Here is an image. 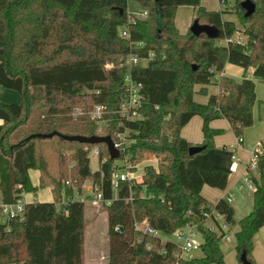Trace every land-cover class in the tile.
<instances>
[{"label":"trees","instance_id":"16d2710c","mask_svg":"<svg viewBox=\"0 0 264 264\" xmlns=\"http://www.w3.org/2000/svg\"><path fill=\"white\" fill-rule=\"evenodd\" d=\"M147 10L146 18L128 22L127 0H0V85L19 92V103L0 101V196L11 203L22 194L35 192L29 170L45 169L41 150L43 140L54 139L57 175L54 180L57 200L61 182L91 179L98 183L107 208V264H175L174 242L162 243L159 237L142 235L133 227L134 220L146 218L161 233L171 234L186 224H195L202 243L200 257L185 264H225L221 242L233 227L234 249L239 261L242 252L252 262L253 236L264 226V136L254 149L257 166L250 173L255 184L251 211L236 219L233 207L224 198L215 204L202 195L204 184L224 189L228 172L222 169L194 168L186 171L193 156L191 146L180 135V129L193 115L203 119L202 132L206 152L221 129L210 121L225 118L239 141L245 128L253 124L257 101L255 81H240L222 74L225 63L246 70L264 81V0H253L255 11L248 17L240 2L234 11L237 22L225 20L224 10H208L201 0H137ZM225 1V0H224ZM195 9L199 25L212 33L191 31L181 34L175 26L177 7ZM126 24L130 37L120 36L119 27ZM235 33L246 36V42L223 43ZM130 42L138 43L132 47ZM149 58L133 69L132 77L142 84L144 97L142 118L126 125L134 138L127 152L135 162L151 155L158 169L145 166L143 184L129 186L120 182L117 192L111 189L112 158L104 143H98V169L92 170L85 145L69 136H110L118 129L115 110L123 97V70H106L107 61H115L128 52ZM97 64L98 77H85L83 67ZM76 67L75 77L66 71ZM89 67V66H88ZM215 84L218 93L206 103L194 100V86ZM95 104L106 105L110 118L100 132L89 112ZM75 108L81 114L73 116ZM56 132L52 137H44ZM34 135V137L29 136ZM143 190L144 198L138 197ZM70 192V191H68ZM132 197L127 201V198ZM54 201L25 202L21 215L0 220V264H84L85 204L72 201L66 212ZM212 207V208H211ZM211 209L223 216L228 226L212 229L206 217ZM218 225V223H217ZM119 226V231H115ZM150 246L148 249L147 247ZM240 262V261H239Z\"/></svg>","mask_w":264,"mask_h":264},{"label":"built area","instance_id":"2783aa9c","mask_svg":"<svg viewBox=\"0 0 264 264\" xmlns=\"http://www.w3.org/2000/svg\"><path fill=\"white\" fill-rule=\"evenodd\" d=\"M224 4L225 1L220 0V5L223 6ZM146 16L147 10H143L135 15L130 14L128 22H133L137 18L143 19L146 18ZM127 27L128 26L126 24L119 27L120 36L125 39L130 37ZM228 41L244 44L246 39L244 36L236 38L231 37L224 39L223 43L226 44ZM130 45L132 47H138L141 45V43L130 42ZM151 57L152 53L149 54L148 58H143L139 56L138 53L130 51L128 54L119 57L116 62L107 61L104 64V68H106V70H123V97L117 109L115 110V113L118 116L116 122H118L119 127L113 131V136L111 137L113 146L119 151L120 154L117 158L112 159L113 162L110 185L114 194L117 192L120 182H127L130 187L136 184H143V172H138V165L140 162H135L132 159V155L127 152L128 147L134 143V138L131 137L130 133L132 132V129L126 125V122H132L142 118V108L144 101L142 84L132 77V71L135 67L142 65ZM81 113L82 112L79 108H75L73 111V116L76 117ZM89 116L94 121L98 131H102L108 125V123H110V121H113V119L109 117L110 113L104 104H95L92 110L89 112ZM84 150L88 152V155L92 154L96 156L99 164L106 161L105 157L100 159V148L98 144H92L91 146L85 145ZM232 158L236 159L234 155ZM118 159H122V166H118ZM235 163V161L232 162L231 166L229 167L230 170L233 171L235 169ZM256 166L257 154L255 150H253L248 161L246 171L242 176V182L236 184V190L240 191L246 188L249 194L254 192L255 184L251 180L250 173L255 171ZM138 197H145L143 190L138 192ZM232 198L233 193H228L224 199L230 203ZM131 199L132 197H129L127 198V201ZM72 201H77L90 206H100L110 204L111 199H105L101 186L91 179H86L82 182H78L77 180H72L69 178L63 179L61 182L60 199L55 202L56 208L62 212H66V205ZM24 204L25 202L21 199V197H17L15 201L11 203L0 202V220L2 218L8 220L21 215L24 210ZM206 217L213 220L212 225H210L212 229L217 230L218 227L221 226V228L227 230L228 226L223 221V216L218 212H215L213 209H211V214H207ZM219 220L221 223H219ZM133 227L135 231L141 236L147 235L160 238L161 232L152 226L146 218L142 220H134ZM114 230L119 231V226H115ZM173 234L178 240V242H174L177 247V252L175 254V264H185L184 261L189 260L192 257L191 252L200 249L202 238L197 231L195 224H186L185 226L176 229ZM223 238L229 240V236L226 233L224 234ZM160 240L162 243H164L161 238ZM147 248L149 249L150 246Z\"/></svg>","mask_w":264,"mask_h":264},{"label":"crops","instance_id":"0c3cea01","mask_svg":"<svg viewBox=\"0 0 264 264\" xmlns=\"http://www.w3.org/2000/svg\"><path fill=\"white\" fill-rule=\"evenodd\" d=\"M200 4L205 9L215 10V9H212L213 7H211L213 5L211 1L201 0ZM218 5H219V8L217 10H220V8L222 9L220 5V0H218ZM192 10L195 15V9L193 7H192ZM188 16L190 18V14L186 15V18ZM192 17H193V14H192ZM180 18L181 17H178V13L176 12L175 14L176 25L179 22ZM222 74L229 76L236 81H240L245 76L250 77V74L253 75V68L249 67L246 70H244L240 66H237L231 63H225ZM213 86L215 87V89H212V86L207 85L205 92L201 93L199 92L201 85H195L194 86L195 93L193 95L194 100L200 103H206L210 95L218 93V86L215 84ZM255 94H256L257 101L264 100V95L259 94V89H258L257 84H255ZM7 98H12L13 101L17 100L14 94H12L6 88L0 85V101L7 102ZM256 104L258 103H255V105ZM258 108H259V105H258ZM254 119L255 118L253 115V124L243 131L241 141H239L238 138L235 136L236 142L233 143V141H230L229 134L226 135L227 136L226 141L215 140L216 137L221 134L220 133L214 137L213 139L214 147L212 149H210L208 152H199L197 154H194L186 163L187 172L191 171L194 168L222 169L228 172V180H227V184L224 189L211 187L209 185L204 184L201 188V195L209 203L213 205L219 199L225 198V196L228 193H233V198H232V201L230 202V205L233 207L236 219H239L242 216L248 214L252 209L251 205L250 207L248 206L249 203L250 204L252 203V194H249L246 188L240 191L236 190V184L241 182L242 176L246 171L247 164L250 159L251 153L253 152V150L259 143V141L264 136V122L262 121L255 122ZM202 124H203L202 117L200 115H193L187 121V123L181 127L180 129L181 137H183L187 142H189L191 146L201 145L203 142ZM209 126L214 129H221V131L224 129L226 132L231 131L229 123L225 118L214 119L210 121ZM225 142H230V144L227 146ZM236 154H238V156H236ZM233 155L236 157V159L232 158ZM233 161H235L236 163H235V169L232 171L229 169V167L231 166ZM32 184L35 185V183L33 182ZM212 189H220V190L217 191V190H212ZM23 196L24 194L21 196V199L24 202L35 201L33 199L31 200L28 199L26 201ZM249 197H250V201H249ZM214 199L215 201H213ZM0 202H1V196H0ZM1 221L4 222L5 219L2 218ZM237 229H238L237 227H233L231 229V232H235ZM252 241H253V249L251 251V257L255 260L256 263L264 264V226H262L255 233ZM86 257H87V260H86ZM86 257H85V243H84V260H83L84 264H100L101 262H104V260H105V263L103 264H107L108 262V256L106 257L102 256L98 254V252L96 251L92 252V250L86 255Z\"/></svg>","mask_w":264,"mask_h":264},{"label":"rangeland","instance_id":"374dc122","mask_svg":"<svg viewBox=\"0 0 264 264\" xmlns=\"http://www.w3.org/2000/svg\"><path fill=\"white\" fill-rule=\"evenodd\" d=\"M206 1H211L213 3V5L211 6L213 7L212 9L217 10L219 8L218 0H206ZM241 1L243 0H225V4L221 7L229 8V9L228 11L222 13L223 19L237 22V25H238L237 15L234 11L235 9L233 5H235L236 2H241ZM143 10H145V7H143L139 1L127 0V13L129 15L138 14L139 12ZM220 10H224V9L220 8ZM176 12L178 13V17H181V18L179 22L177 23V25L175 23V26L176 27L178 26L177 29L178 31L179 30L181 31V32L179 31L181 34H185L188 31L189 25L192 23V21L195 18V15L192 10V6L181 5L177 7ZM188 14H190V18L189 16L186 18V15ZM192 14H193V17H192ZM174 22H175V19H174ZM238 35H241V33H235L232 37L236 38V37L244 36L246 39V36L244 34H242L241 36H238ZM117 60L112 61V62H116ZM75 70H76V67H72V66L71 68L69 66L66 69V71L69 73L71 71V74H73L74 77L75 75H77ZM78 73L83 74L85 77H98L102 75V70L99 65L91 64V65H87L86 67H83L82 72H78ZM250 78H252L255 81V84L258 85L259 94L264 95V81L254 77L252 74H250ZM209 85L212 86V89H215V87L213 86L214 84H209ZM7 90L11 92L12 94H14L17 100L13 101L12 98H7V102L5 103H19L21 101L19 92L13 89H7ZM253 115L255 118L254 119L255 122H259V121L264 122V108L262 106H259L258 108V104H256L253 108ZM0 123H1V120H0ZM227 134L230 135V141H233V143H235L236 142L235 135L232 133V131L226 132L225 129L221 131V134L217 136L215 140L226 141ZM225 143L227 146L230 144V142H225ZM41 150L46 160V167L45 169L36 168V169L30 170L29 172L30 178L32 182L35 183V185H37V190L35 192L25 193L23 197L26 201L28 199L30 200L33 199L39 202L57 200V194L54 189L55 187L54 180L57 175L58 167H57V158L54 153V139L43 140L41 142ZM209 150H207L206 152H208ZM236 156H238V154H236ZM89 159H90L91 169L92 170L98 169L99 163H98L97 157L92 154H89ZM122 163H123L122 159H118V166H122ZM148 164L153 166L154 169H158L157 159L151 155H146V157L142 159L138 165V172L139 173L144 172L145 166ZM212 190L219 191L220 189H212ZM213 201H215V199ZM249 201H250V197H249ZM250 205L252 206V203L248 204L249 207ZM206 222L207 224L212 225V221L210 219L207 220ZM85 223H86L85 239H84L85 240V257L89 252H91V250L92 252L94 251L98 252V254L102 256H105V257L108 256L109 242H108V237H107V208L106 206L85 205ZM219 223H221L220 220H219ZM226 234L229 236V240H227L226 238H223L221 242V248L224 253V262L225 264H241L237 259L236 251L234 249V243H235L234 242V232H231V230L229 229L226 231ZM140 236L141 235H138V237ZM160 238L164 242H167V241H171L175 243L178 242L176 236L173 233L171 234L160 233ZM191 255L194 256L191 258H195V257H200L202 253H201V250L198 249V250L192 251ZM251 259H252L253 264H258L255 262V260L252 257ZM86 260H87V257H86ZM103 263H105V260L104 262H101L100 264H103Z\"/></svg>","mask_w":264,"mask_h":264},{"label":"water","instance_id":"95a60500","mask_svg":"<svg viewBox=\"0 0 264 264\" xmlns=\"http://www.w3.org/2000/svg\"><path fill=\"white\" fill-rule=\"evenodd\" d=\"M241 8L244 10V16L248 17L255 11V3L253 0H243L240 2ZM189 30L191 33L195 36H197L202 31H206L208 33H212L213 29L207 25H199L196 21L192 22V24L189 27ZM56 132H52L50 134L45 135L44 137H52L53 135H56ZM34 137V135H31L28 137ZM64 139L67 140H76L80 142H85L89 144H98V143H104L107 147V151L109 153L110 158L114 159L117 158L120 154L119 151L113 146V142L111 140V137L106 136H90V137H84V136H69V135H62ZM204 149V145H194L190 146L188 149V153L190 155L197 154L201 152ZM239 261L241 264H252L249 259H247L246 253L242 252Z\"/></svg>","mask_w":264,"mask_h":264}]
</instances>
